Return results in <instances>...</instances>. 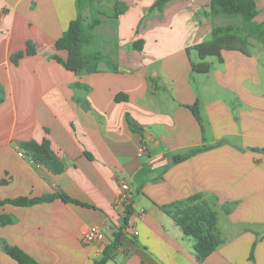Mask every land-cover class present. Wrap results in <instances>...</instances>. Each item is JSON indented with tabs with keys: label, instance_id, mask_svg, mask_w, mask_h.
Segmentation results:
<instances>
[{
	"label": "crops",
	"instance_id": "1",
	"mask_svg": "<svg viewBox=\"0 0 264 264\" xmlns=\"http://www.w3.org/2000/svg\"><path fill=\"white\" fill-rule=\"evenodd\" d=\"M119 1L127 10L106 37L118 39V71L102 62L77 75L55 59L68 57L56 42L77 18V0H0V201L63 192L91 206H0V264H18L7 245L39 264H97L120 231L105 264H264V42L202 60L196 47L232 22L211 16V0H173L161 11L151 10L157 0ZM254 1V22L264 23V0ZM202 62L208 73L194 70ZM45 141L61 174L35 161ZM122 184L128 228L116 205ZM201 204L222 239L203 261L172 215ZM92 226L107 227L104 240L82 238Z\"/></svg>",
	"mask_w": 264,
	"mask_h": 264
},
{
	"label": "trees",
	"instance_id": "2",
	"mask_svg": "<svg viewBox=\"0 0 264 264\" xmlns=\"http://www.w3.org/2000/svg\"><path fill=\"white\" fill-rule=\"evenodd\" d=\"M113 1L110 11L102 6L103 0H77L78 15L72 21L64 33L57 40L56 49L58 51H66L68 57L62 60L58 56L55 59L60 62L68 71L77 75L97 73L100 71V64L106 62L112 71H118V65L114 60L117 58V38H106L98 29L104 23L111 21L115 24L118 17L123 14L127 7L119 0ZM173 0H157L151 10H163L165 6ZM210 14L215 17H225L231 19L232 22L227 25L216 26L213 29L212 40L204 42L196 47L202 60L208 57L221 58L222 51L236 50L244 54H248L249 47L252 46V40L264 42V23L257 24L254 18L258 11L254 0H211ZM111 45L114 52H107L105 47ZM142 41L136 42L133 47L141 49ZM31 43L28 44V54H34L31 50ZM114 53V54H113ZM24 56L18 53L12 57L14 63H18ZM195 71L199 73H208L211 65L205 62L193 65ZM119 99L126 101L125 95H119ZM85 110L90 109V105L85 101H79ZM193 112L200 120V112L197 106L193 108ZM129 123L134 131L143 133L140 127L135 126V122L129 118ZM41 156L35 157V161L47 167L55 174H61L65 166L49 149V142L45 141L41 147ZM92 159V155L87 153ZM185 157H178L176 160H182ZM56 199H61L65 203L75 204L79 206L91 207L88 204L76 200L69 195L58 192L55 194H46L39 198L20 197L16 199H5L0 201V206L11 204L14 206L32 207L41 203H49ZM198 198H191L188 202H195ZM170 214L172 212L169 211ZM132 215V204L124 209L123 225L128 228L129 220ZM179 226L182 227L184 234L195 238V252L199 261H203L212 255L216 249L222 244V239L217 227V218L214 211L206 207V205H192L184 209H178L172 214ZM3 221L4 224L10 223ZM123 232L114 234V241L107 246L104 251V258L97 264H105L113 253L121 245ZM5 250L18 264H39L31 256L18 247L5 246Z\"/></svg>",
	"mask_w": 264,
	"mask_h": 264
},
{
	"label": "built area",
	"instance_id": "3",
	"mask_svg": "<svg viewBox=\"0 0 264 264\" xmlns=\"http://www.w3.org/2000/svg\"><path fill=\"white\" fill-rule=\"evenodd\" d=\"M141 153H143V151ZM20 156L23 157L24 154L20 152ZM162 162L163 160L161 158H153L150 161L152 165H155L157 163H162ZM122 190H123V193L117 199L116 205L118 207H122L125 209L126 206L131 205V198L128 192L129 191L128 185L122 184ZM106 231H107V227L102 228L100 226H92L89 229L82 232V238L87 243L104 240V238L106 237Z\"/></svg>",
	"mask_w": 264,
	"mask_h": 264
},
{
	"label": "rangeland",
	"instance_id": "4",
	"mask_svg": "<svg viewBox=\"0 0 264 264\" xmlns=\"http://www.w3.org/2000/svg\"><path fill=\"white\" fill-rule=\"evenodd\" d=\"M102 6H103L105 9H107V11H110V9H111V7H112V2H109L108 0H103ZM108 22H109L110 25L104 23V24L102 25V27H100V28L98 29L99 34L101 33V34H102L103 36H105V37H108V36H110V35H113V34L115 33V31H117V29H116V23L113 24L111 21H108ZM113 25H114V28H115V29L113 28ZM114 30H115V31H114ZM195 54H196V53L193 54V58H196Z\"/></svg>",
	"mask_w": 264,
	"mask_h": 264
}]
</instances>
